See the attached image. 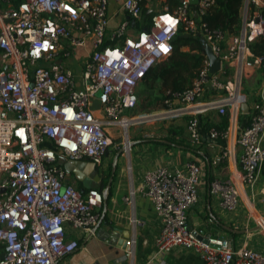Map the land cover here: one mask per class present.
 <instances>
[{
  "label": "built area",
  "instance_id": "built-area-1",
  "mask_svg": "<svg viewBox=\"0 0 264 264\" xmlns=\"http://www.w3.org/2000/svg\"><path fill=\"white\" fill-rule=\"evenodd\" d=\"M215 3L178 0L171 8L168 0H0V254L5 253L0 264H62L80 246L68 236L67 223L96 233L103 219V193L93 187L81 190L67 179L60 155L101 166L113 146L110 128L127 136L130 127L149 116L166 114L192 116L188 130L196 146L202 140V111L236 116L244 101L242 66L250 56L264 65V56H254L250 47L264 37V0H243V24L235 34L201 20ZM145 11L151 13L149 20ZM114 19L119 22L112 27ZM181 28L207 40L222 61L220 70L212 72L206 56L192 86L167 98V108L137 113L138 86L172 54ZM86 47L78 56L77 49ZM74 59L81 61L79 71L70 64ZM226 63L240 70L237 78L222 76ZM207 91L215 94L205 100ZM93 102H99V112ZM210 135L227 140V159L237 146L242 149L241 168L210 184L219 206L233 212L244 189L254 190L264 166V85L250 124L231 144L230 127H213ZM202 176L195 161L185 168L146 170L144 190L162 223L154 256L182 247L205 264H264L261 250L248 244L234 247L230 240L210 235L204 242L190 228L188 213L200 200ZM251 207L264 229V217ZM134 256L129 249L126 257Z\"/></svg>",
  "mask_w": 264,
  "mask_h": 264
},
{
  "label": "crops",
  "instance_id": "crops-1",
  "mask_svg": "<svg viewBox=\"0 0 264 264\" xmlns=\"http://www.w3.org/2000/svg\"><path fill=\"white\" fill-rule=\"evenodd\" d=\"M118 20H112V27ZM87 50L89 47L79 48L77 55L81 56ZM253 55L256 56L254 53ZM70 64L79 71L80 64L73 60ZM226 64L228 67L224 65L222 76L227 80L237 78L240 70L233 63ZM242 69L240 89L244 101L236 116L229 111L225 114L219 113L217 109L202 111L199 114L202 128L199 145L195 146L190 141L188 123L191 115L149 116L148 120L137 124L149 121L147 130L143 131L144 127L139 129L137 126L129 137L130 141L126 139L127 149L122 138L116 141L106 154L103 165L98 166L103 175L102 181L92 185L103 193V219L93 235L66 224L68 236L77 238L80 246L64 258L62 264H157L160 261L165 264H205L193 250L182 247L154 256L155 238L160 233L162 223L144 190V174L146 170L160 165L185 168L189 161L198 162L203 170L200 200L189 210V226L205 235L226 238L234 247L248 244L264 252V229L257 227L256 214L251 207L252 205L257 214L264 217V166L254 190L244 189L240 204L233 212L223 210L210 191L212 180L227 179L232 172L241 168L242 153L241 147L237 146L229 159L223 157L227 140L211 137L210 129L230 127L231 144L236 134L250 124L253 104L260 99V90L264 85V65L255 63L254 57H248ZM213 94L215 92L207 91L203 99L207 100ZM175 104L181 103L176 101ZM93 106L99 112V102H93ZM109 131L113 137L122 133L118 127H112ZM122 147L124 151L113 170V164ZM87 171L85 173L90 174L92 169L91 172L89 169ZM110 177L112 180L108 187ZM70 180L79 189L84 188L77 178ZM107 187L105 204L104 193ZM129 249L134 250V258L126 257Z\"/></svg>",
  "mask_w": 264,
  "mask_h": 264
},
{
  "label": "trees",
  "instance_id": "trees-1",
  "mask_svg": "<svg viewBox=\"0 0 264 264\" xmlns=\"http://www.w3.org/2000/svg\"><path fill=\"white\" fill-rule=\"evenodd\" d=\"M14 1L18 3L20 0ZM168 3L171 8H174L178 0H168ZM242 3L243 0H216L210 10L201 17V20L207 22L212 28L222 29L228 34H235L243 24ZM144 17L149 20L151 13L145 11ZM173 44L172 54L164 61L155 64L140 83L145 85V92L160 85V92L163 96L161 99L160 97L156 98L160 102L172 97L174 92L190 88L206 59L202 38L187 33L183 28L179 30ZM250 47L256 56H264V37L258 38ZM137 96L139 105L138 91ZM219 129L225 130L227 127Z\"/></svg>",
  "mask_w": 264,
  "mask_h": 264
},
{
  "label": "water",
  "instance_id": "water-1",
  "mask_svg": "<svg viewBox=\"0 0 264 264\" xmlns=\"http://www.w3.org/2000/svg\"><path fill=\"white\" fill-rule=\"evenodd\" d=\"M192 1H193V3H197L198 0H192ZM133 23H135V21H133ZM202 42L204 44L206 56L208 57V59L210 61L211 71L212 72H218L220 70L221 64H222L221 59L214 54V52H213L211 46L209 45V43L207 42V40L202 38ZM225 66L228 67V64H225ZM123 151H124V148L122 147L121 150L118 152L116 160L113 164V170L115 169L117 160ZM58 163L64 167V169L66 171L67 179L70 180L73 177H75L78 179V181L82 182V184L84 186V188H82V190H85V188L89 189L92 187L93 184L100 183L102 181L103 175L99 171L98 165L92 161L67 159L66 157L60 155L58 158ZM88 169H89V171L92 169L93 173L91 171H90L91 173L89 172L90 174L85 173ZM112 174H113V171H112ZM111 180H112V178L110 177L108 187H110ZM108 187H107V189H105V193H104L105 204H107L106 197H107ZM257 227L260 229L262 227V225H257ZM190 228L194 230V232L197 234L199 239L203 240L204 242L210 241L209 235L199 233L197 230H195L193 228V226H190ZM4 256H5V253L0 254V258H3Z\"/></svg>",
  "mask_w": 264,
  "mask_h": 264
},
{
  "label": "rangeland",
  "instance_id": "rangeland-1",
  "mask_svg": "<svg viewBox=\"0 0 264 264\" xmlns=\"http://www.w3.org/2000/svg\"><path fill=\"white\" fill-rule=\"evenodd\" d=\"M73 61H75L78 64H80V62H81L80 59H74ZM144 89H145L144 84H142V85L140 84L139 87L137 88L138 95H139V105L137 108V113L151 114L153 112H160V111H162V109L167 108V106L164 102H160L159 99H156L157 97H160V99H161L163 96V94L160 92V85L156 86L155 88H153L147 92H145ZM261 90H262V88H261ZM261 90H260V93H261ZM129 114H132V112L130 111ZM168 119H170V118H168ZM148 122L149 121H145L141 125H135V126L130 127L129 132L126 134L127 137H131L132 131L135 130L137 126L139 129L144 127L145 129L143 131H146L147 126L150 125V124H148ZM138 124H140V123H138ZM127 137L125 136L124 132L122 135H118L117 137H114L113 146L115 145L116 141L121 139V138L123 139L122 140L123 143H128V141L126 140ZM130 146H131V144H130ZM259 199H261V198H259Z\"/></svg>",
  "mask_w": 264,
  "mask_h": 264
},
{
  "label": "bare ground",
  "instance_id": "bare-ground-1",
  "mask_svg": "<svg viewBox=\"0 0 264 264\" xmlns=\"http://www.w3.org/2000/svg\"><path fill=\"white\" fill-rule=\"evenodd\" d=\"M127 144H128V143H127ZM127 144L125 143V147H126V149L128 148V147H127Z\"/></svg>",
  "mask_w": 264,
  "mask_h": 264
}]
</instances>
